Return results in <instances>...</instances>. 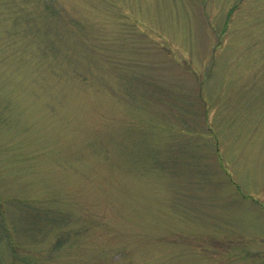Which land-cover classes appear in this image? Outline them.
Segmentation results:
<instances>
[{
    "label": "rangeland",
    "instance_id": "374dc122",
    "mask_svg": "<svg viewBox=\"0 0 264 264\" xmlns=\"http://www.w3.org/2000/svg\"><path fill=\"white\" fill-rule=\"evenodd\" d=\"M0 264H264V0H0Z\"/></svg>",
    "mask_w": 264,
    "mask_h": 264
},
{
    "label": "trees",
    "instance_id": "16d2710c",
    "mask_svg": "<svg viewBox=\"0 0 264 264\" xmlns=\"http://www.w3.org/2000/svg\"><path fill=\"white\" fill-rule=\"evenodd\" d=\"M46 5V4H45ZM47 6V5H46ZM48 6H49V4H48Z\"/></svg>",
    "mask_w": 264,
    "mask_h": 264
}]
</instances>
